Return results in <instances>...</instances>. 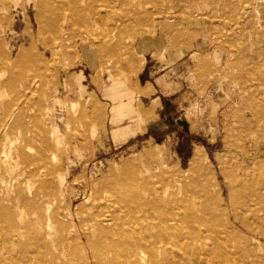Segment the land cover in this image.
<instances>
[{"label":"rangeland","instance_id":"rangeland-1","mask_svg":"<svg viewBox=\"0 0 264 264\" xmlns=\"http://www.w3.org/2000/svg\"><path fill=\"white\" fill-rule=\"evenodd\" d=\"M89 2L93 8L80 4L87 21H79L75 34L68 35L66 53L39 40L45 38V18L28 0H11L8 11L0 14V65H7L11 48L16 56L25 47L45 55L60 71L64 88L54 92L49 83L44 86L36 101V124L43 126L47 115H53L65 142L73 143L65 149L75 165V191L82 190L86 165L111 176L112 170L120 172L124 161L153 149L158 156L152 161L163 159V168L149 170L138 163L133 181L138 189L164 179L169 190L185 196L203 178L209 192L230 208V171L241 173L260 161L264 173V0ZM242 7L247 17L238 14ZM143 36L146 46L138 42ZM101 43L114 50L101 51ZM82 44L93 49V60L83 55ZM181 58L185 85L179 94L168 95L154 82L164 73L155 62ZM15 65L16 73H32L25 60ZM116 81L118 90L111 93ZM24 90L18 82L5 98H18ZM121 107L126 113L120 123L127 125L114 130L113 113ZM81 202L83 197L75 204ZM260 244L259 252L264 253V238Z\"/></svg>","mask_w":264,"mask_h":264},{"label":"bare ground","instance_id":"bare-ground-1","mask_svg":"<svg viewBox=\"0 0 264 264\" xmlns=\"http://www.w3.org/2000/svg\"><path fill=\"white\" fill-rule=\"evenodd\" d=\"M10 1L0 0V14L8 11ZM28 1L45 18V38L39 40L64 53L68 35L75 34L79 21H87L80 4L93 8L89 0ZM240 10L241 18L248 16L245 7ZM145 38H138L140 45H147ZM99 47L106 53L114 50L105 43ZM82 50L94 59L91 47L82 44ZM20 60L32 73L15 72ZM6 61L0 65V264H264V253L259 252L264 238L260 161L241 173L230 171V208L209 192L203 178L185 196L169 190L164 179L138 189L133 183L138 163L149 170L163 168V159L152 161L158 156L153 149L124 161L120 172L112 170L111 176L84 165L79 193L74 189L78 179L72 178L75 165L65 149L73 143L65 142L53 115H47L43 126L36 124V101L44 86L49 83L54 92L64 88L59 69L45 55L25 47L16 56L11 48ZM50 75L56 78L50 81ZM18 82L25 90L18 98L6 99L7 90ZM115 83L111 93L118 90ZM125 113L123 107L113 113L114 130ZM80 197L83 202L76 205Z\"/></svg>","mask_w":264,"mask_h":264},{"label":"crops","instance_id":"crops-1","mask_svg":"<svg viewBox=\"0 0 264 264\" xmlns=\"http://www.w3.org/2000/svg\"><path fill=\"white\" fill-rule=\"evenodd\" d=\"M168 57V56H167ZM174 60V58H173ZM182 58L181 59H175L174 62L172 63H167L164 64V62H155V65H159V67H161L162 69H164V73H162L161 75H158L156 77V81H154L157 85V87L162 86L165 89L166 94H179V92L182 90V88L185 85V79L184 76L186 75V69L184 68V66H182ZM158 67V68H159ZM159 83V84H158ZM180 85H182L180 87ZM180 95H178L177 98H179ZM167 107V105H166ZM180 110L174 111L172 110V114H176L178 113ZM127 123L126 122H122L121 126H126ZM120 126V127H121ZM130 129L126 128V130H124V132H129ZM135 135V134H133ZM134 137V136H131Z\"/></svg>","mask_w":264,"mask_h":264}]
</instances>
